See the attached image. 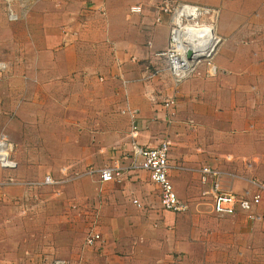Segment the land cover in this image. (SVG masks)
Here are the masks:
<instances>
[{"label":"crops","instance_id":"1","mask_svg":"<svg viewBox=\"0 0 264 264\" xmlns=\"http://www.w3.org/2000/svg\"><path fill=\"white\" fill-rule=\"evenodd\" d=\"M159 1L16 0L19 21L0 16L5 32L22 31L18 62H0V90L20 98L10 106L9 130L30 144L15 139L14 169L4 171L81 180L34 187L42 188L30 193L34 205H21L24 222L0 214V264H43L31 255L33 240L44 248L47 218L61 224L63 238L52 245L65 249L68 264H264V202L256 221L217 217L199 181L203 166L240 195L264 181V0H182L215 8L223 41L214 76L181 81L161 58L170 1L158 9ZM165 140L168 178L186 212L163 210L148 173L131 167L134 143L155 148ZM43 158L47 165L37 168L18 161ZM108 167L121 175L102 182L99 171ZM78 219L100 235L94 245L78 241ZM31 222L41 224L36 235Z\"/></svg>","mask_w":264,"mask_h":264},{"label":"built area","instance_id":"2","mask_svg":"<svg viewBox=\"0 0 264 264\" xmlns=\"http://www.w3.org/2000/svg\"><path fill=\"white\" fill-rule=\"evenodd\" d=\"M6 5V16L9 21H17L22 15V10L19 12H14L12 2L13 0H0ZM171 1V0H168ZM187 7L190 5H186ZM23 7V6H21ZM184 7V6H183ZM180 10L179 15L181 14L182 9ZM192 8L194 16L197 18L198 14L204 15H212L214 20L217 16V11H210V9H206V7H193ZM21 9V8H20ZM132 12H139L137 7L131 9ZM186 11L184 12V16H186ZM186 18V17H185ZM175 31V30H174ZM173 31V32H174ZM173 32L171 34L170 46L171 48L175 47L174 44V36ZM220 42V39L217 38L214 34L212 36L209 34L205 42V52L201 58L197 60L194 59V54L192 51V55L189 60L188 68H184V65L179 63V59L177 58L175 50H173L174 55L169 56V61L167 63L168 70L176 79V81H180L182 78H185L188 74L195 71V67L205 60L206 69L208 76H214L216 73V68L212 64V57L215 52L216 45ZM0 69H2L0 67ZM2 70H0L1 72ZM192 74V73H191ZM1 75V73H0ZM189 76V75H188ZM187 78V77H186ZM165 107L169 110L175 107L174 99H169L165 102ZM132 136L136 133V128L132 127ZM134 143V142H133ZM132 168H139L148 173L150 181L155 184L159 189V200L160 206L163 210L173 212V213H182L186 212L188 207L183 204L180 199L177 197L174 192L173 186L168 178V155L170 150V143L168 141L161 142L155 148L142 147L137 144H133L132 146ZM12 152V146L8 140L5 138L0 139V167H3L6 170L14 169L15 163L10 159ZM120 168L116 167H108L99 171V179L102 182H110L114 178H117L121 175ZM94 173L92 170L88 172V174ZM9 185H15L17 182L13 180V178H9ZM13 180V181H12ZM199 181L204 186L207 185L209 187V191L203 193L204 195L210 196L211 206L213 213L217 217H227V216H235L237 214H242L248 221H256L259 219V216L256 214L257 208L264 202V181L254 183L255 192L252 194H248L247 192L240 195L236 194L230 186H226L223 183V175L222 173L214 168L209 166H203L199 170ZM59 182L53 180L50 176H45L42 183H30V187H36L39 185H47V186H56ZM22 186H29L28 183H21ZM1 186V184H0ZM1 196V193H0ZM135 202V201H134ZM100 240V235L94 231L89 232L87 234V238L85 243L87 246H92L96 242ZM51 264H67L63 260H54Z\"/></svg>","mask_w":264,"mask_h":264},{"label":"rangeland","instance_id":"3","mask_svg":"<svg viewBox=\"0 0 264 264\" xmlns=\"http://www.w3.org/2000/svg\"><path fill=\"white\" fill-rule=\"evenodd\" d=\"M164 1L165 0H160L158 2V5H156L159 9V7L164 6ZM184 5H190L193 7H196L197 5H193V4H189L186 2H183L182 0H171L167 5H166V15H167V21H168V30H169V41H168V45L166 47V49L161 53L162 57L164 60L166 59L167 61H169V56L174 55L175 52H173L174 48H171L170 46V41H171V34L174 30H178V27L176 25V23H181L182 28L183 26H193L196 29L199 28H211L212 29V33L220 39V42L216 45L215 48V52L213 54V57L216 56L215 54H217L218 50H219V46H221L222 43V38L220 36H218V34L215 31V28H213V24L215 22L214 18H212V15H204V14H200L198 12H196V14H198L197 18L195 19H190V18H185L183 16H180V10ZM12 6H13V10L14 12H19V8L17 6V2L16 0H13L12 2ZM198 7H202L203 6H198ZM6 5L0 1V16L2 15L3 18L9 23V24H16L15 22H18L19 20L13 22V21H9L7 19L6 16ZM206 9H210V11H215V8H211V7H206ZM217 11V10H216ZM0 19V62L2 63H6L7 66L9 67V62H18L17 58L20 56L21 54V50L22 47L24 48V44L22 42L23 36H22V31L20 30V28L18 27H13L11 29L10 34L8 32H5L4 30V23L2 21V19ZM181 27V26H180ZM24 33V32H23ZM12 38V43L6 45L4 43V39H9ZM22 42V43H21ZM7 60V62H6ZM1 63V64H2ZM0 64V67L3 71V65ZM212 64H213V59H212ZM214 65V64H213ZM215 67V66H214ZM2 71L0 73H2ZM169 71V70H168ZM171 72V71H169ZM201 72V74H206L207 73V69H206V62L205 60H203L202 62H200L196 67H195V71L191 72L190 74H188L189 76L191 75H198ZM186 77H189V76ZM185 77V78H186ZM182 78L181 80L185 79ZM180 80V81H181ZM4 82L3 81L0 83L1 84ZM20 94H18L19 96ZM20 98L19 97H15L13 94H8L7 96H5L4 94V88L2 87V89L0 90V139L1 138H5L6 140H8L12 146V152H11V156L10 159L12 161H14L12 159V155L15 151L16 148V140L15 139H19L24 145H30L28 144L27 141H25L27 139L26 136H20V134H16L15 132H12V130H9V121L10 119H12L13 117V111H10V106H16V103H20ZM11 107V108H12ZM8 125V126H7ZM37 138V136H33V140H35ZM28 140V139H27ZM20 163L24 164V167L29 168L30 166H35L37 168V166H43V165H47V160H45V158L43 159H21L18 160ZM39 168V167H38ZM6 169H4L3 167H0V214H9L12 215V217H14V219L16 220H22L24 222V217L22 214V209H21V205H25L27 204V202L31 203V205H34L35 203V199L32 198L30 199V193L31 191H38L41 188L38 189H34L33 187H30V183H42L43 179L45 176H50L53 180L58 181L59 183L62 181V184H66L70 181L75 180L73 183L79 184L81 183V180H77L80 179V175H70V176H60V175H53V174H49L48 173H41L39 170L40 169H36L31 173H28V170L24 171L22 169H20V171H4ZM9 178H13V180L15 182H17V184L10 186L9 185ZM12 180V181H13ZM20 183H28L29 186H24L26 187L25 190H28L27 195L23 192V194H21L20 190L17 189L15 186H17ZM58 183V184H59ZM72 183V184H73ZM57 184V185H58ZM46 188L48 189L51 186H47L45 185ZM28 188V189H27ZM64 189V188H63ZM17 191V193H15V191ZM78 191H75V196L76 198H80V195H76ZM46 193V192H43ZM42 192L39 195L43 194ZM27 197V199H26ZM210 197V196H209ZM26 199V201H25ZM24 201V202H23ZM13 202L12 207H10V203ZM204 202L207 204L211 203V200L208 198L204 199ZM36 220V218H35ZM20 223L17 224V226ZM32 224V222L30 223V225ZM33 224H35V226H33ZM32 224L33 226V233L36 235L37 233V229L38 227L41 226V224H37L36 222H34ZM87 224L85 222H82L80 219L77 220L76 222V237L78 239V241H81L80 243H85L86 240V234L88 229H90L91 227H89L87 229L88 226H86ZM44 226L47 228V231L44 233H39L42 234L44 238V248H41V246H39L40 240H33V242H36L37 245H35L32 249V252L34 254L31 255L33 260L39 261L40 263L42 262L43 264H51L52 261L54 260H63L68 264V260L65 257V254L67 253L65 251V249H63L62 247L59 248L58 246H53L52 242H57V238L58 237H62L63 238V234H59L58 236V228L61 226V224L58 223H53V219L52 218H47L44 219ZM55 226V231H52L54 229ZM89 232V231H88ZM15 231H14V238H15ZM39 234V235H40Z\"/></svg>","mask_w":264,"mask_h":264},{"label":"bare ground","instance_id":"4","mask_svg":"<svg viewBox=\"0 0 264 264\" xmlns=\"http://www.w3.org/2000/svg\"><path fill=\"white\" fill-rule=\"evenodd\" d=\"M186 11V18L195 19L192 8L190 6L184 5L181 14L184 16V12ZM195 17V18H194ZM178 30L173 32L174 36V44H175V52L177 58L179 59V63L184 65V68H188L189 60L186 57V53L188 50H192L194 54V59L197 60L201 58L204 54V50L206 48L205 42L209 37V34L212 36L211 28H199L196 29L193 26H183L181 23H176ZM181 26V27H180Z\"/></svg>","mask_w":264,"mask_h":264},{"label":"water","instance_id":"5","mask_svg":"<svg viewBox=\"0 0 264 264\" xmlns=\"http://www.w3.org/2000/svg\"><path fill=\"white\" fill-rule=\"evenodd\" d=\"M191 55H192V51L191 50H188L187 53H186V57L188 59H190Z\"/></svg>","mask_w":264,"mask_h":264}]
</instances>
